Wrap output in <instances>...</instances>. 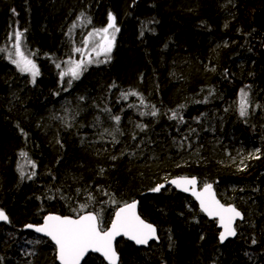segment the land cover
Returning <instances> with one entry per match:
<instances>
[{"label":"trees","instance_id":"obj_1","mask_svg":"<svg viewBox=\"0 0 264 264\" xmlns=\"http://www.w3.org/2000/svg\"><path fill=\"white\" fill-rule=\"evenodd\" d=\"M110 12L119 29L110 60L87 64L69 86L59 74L68 37L109 23ZM16 31L39 74L31 82L0 52V209L9 215L0 264H57L53 245L23 230L47 213L91 211L104 229L136 199L160 243L119 240V264H264V0H0V48ZM244 84L252 110L241 116ZM260 137L258 158L238 169L240 143ZM180 176L211 183L243 213L234 240L220 245L215 221L190 198L152 191ZM82 264L105 263L89 255Z\"/></svg>","mask_w":264,"mask_h":264},{"label":"snow or ice","instance_id":"obj_2","mask_svg":"<svg viewBox=\"0 0 264 264\" xmlns=\"http://www.w3.org/2000/svg\"><path fill=\"white\" fill-rule=\"evenodd\" d=\"M81 13V17H83ZM80 19V17H78ZM90 23V20L88 21ZM77 27L74 22L70 27L69 32ZM109 29H114L112 39H114L115 32L119 29L115 26V18L112 13H109V24L106 28L95 30V34L104 33L103 39L107 41V46H102L101 50L104 52L111 51V40L108 39L107 33ZM15 56L16 59H12V63L21 72H30L35 78L39 74L35 63L29 59L22 51V36L20 31L15 32ZM93 35L89 33L88 37L84 39L85 45L88 43V39ZM11 39V37H10ZM6 51V49L0 48V52ZM80 51V49H77ZM99 55V53H97ZM34 55V54H33ZM11 59V56L9 57ZM82 63V62H81ZM81 63L73 62L74 66L70 68V72L73 79H77L80 75ZM59 68L60 65L58 64ZM67 73L62 72L61 77ZM71 86V81L68 82ZM242 100L240 115L245 116L247 114V93L241 89ZM135 95V93H132ZM153 115L156 113L153 112ZM119 121L120 117H114ZM259 151V150H257ZM21 155H26L21 153ZM172 184L177 187L182 185H192V195L196 197L200 202L202 211L206 212L210 217H219L220 225L224 229L220 233V240L223 242L228 236L236 235V231L233 227V222L237 217H241V213L237 211L232 205L225 206L216 199L212 193V185L205 184L202 191H195L196 179H181L173 180ZM163 185H158L152 189L154 192L160 191ZM184 191H188L187 187L183 188ZM91 199V197H89ZM86 205H82L83 209ZM0 220L7 221L8 217L3 210H0ZM28 228H35L38 233H44L55 242L57 249V259L60 264H80V260L85 252L89 249L102 252L104 256L109 260V264H116V253L112 248V240L118 235H126L129 239L134 240L137 244H147L148 240L155 236L156 229L144 220L140 218L136 213V203L125 204L115 214V218L112 220L111 227L107 230L101 228V220L97 214L89 212L86 215H81L77 219H73L67 216L48 215L44 217V223L40 226L26 225ZM38 242V241H37ZM254 244L255 240L252 241Z\"/></svg>","mask_w":264,"mask_h":264},{"label":"rangeland","instance_id":"obj_3","mask_svg":"<svg viewBox=\"0 0 264 264\" xmlns=\"http://www.w3.org/2000/svg\"><path fill=\"white\" fill-rule=\"evenodd\" d=\"M109 24V23H108ZM108 24L106 26H102L99 27L97 29H103L106 28L108 26ZM95 28L92 29H88L86 31V33H84L83 37L78 35L79 33L77 32L74 37H68V40L66 41L67 43V49H65L64 51H66V56H65V66L63 67L62 72L67 73L66 75H64L63 77H61V73H60V79H67L65 78V76H67L68 78H72L71 72H70V68H72L74 66L73 62L76 63H81V68L79 70V72L86 67L87 64H100L103 61L109 60L112 54V50L115 47V43H116V36H117V32H115L114 34V39H112V35L114 32V29H109L107 36L108 39L111 40V51L110 52H104L101 50L102 46H107V41L103 39L104 37V33H100V34H95V30H97ZM89 33H93V35L88 39V43L87 45H85L84 43V39L86 37H88ZM80 37V38H79ZM55 39V36H53V40ZM24 43V38L22 37V51L24 52V54L33 61V63H35L36 68L37 67V63L34 59L33 54L28 50V47L26 48ZM14 43H9L8 47L6 48V55L4 56V62L6 64L9 65H13L15 67V71L18 73L23 74V72H21L15 64L12 63V59H16L15 56V48L13 47ZM50 45H54L53 42L49 43ZM70 46V47H69ZM77 49H80V51H77ZM99 53V55L97 54ZM11 56V59L9 58ZM88 66V65H87ZM30 79L31 82L34 81V79L38 76L36 75L35 78H33L32 74L30 72H24ZM14 86V85H13ZM239 108H241V101L238 102ZM248 105H246L247 108ZM248 112V110H247ZM262 140V137L258 138L257 140V144H253V141L248 140V145H244L240 143V146L237 148V154L236 157L233 159L234 162H236V167L238 169H244L245 167V162L246 160H250V159H256L259 156V152H260V148H261V144L259 143ZM259 150V151H257ZM259 175V174H258ZM230 190L235 189V186H231L229 188ZM103 219H101V226H103ZM232 248V247H231ZM226 249L230 250V246L226 247ZM226 250V251H228Z\"/></svg>","mask_w":264,"mask_h":264},{"label":"water","instance_id":"obj_4","mask_svg":"<svg viewBox=\"0 0 264 264\" xmlns=\"http://www.w3.org/2000/svg\"><path fill=\"white\" fill-rule=\"evenodd\" d=\"M184 178H187V179L195 178V179H196L195 191L200 192V191L203 190L205 184H203V185L200 184L199 181H198V179H197L196 177H186V176H180V177H173V178H170L169 180L166 181V183L163 184V187H162L161 189H163V188H165V187H170L171 189L175 190L176 192H178V193H180V194H182V195H184V196L190 198L191 200H193L194 203L196 204L198 210H199V211L205 216V218H206L207 220H211V221H215V222H216V226H217V228H218V230H219L218 241H219V243H220L221 245H224V244L227 243L228 241H232V240H234V239L236 238V236H237L236 225H237L238 222H242V221H243V219H244V215H243V213H242L239 209H237L234 205H232V204H224L225 206L232 205L233 207H235V208L237 209V211H239V212L241 213V217H242V218L237 217V218L234 220V222H233V227H234V229H235V231H236V235H234V236H228L223 242H221V240H220V233H221L224 229H223L222 226L220 225L219 217H210L206 212L202 211V209H201V207H200V202H199V200H197L196 197L192 195V189H193V186H192V185H182L181 187H177L175 184H172V183H171V181H173V180H181V179H184ZM208 184H211V183H208ZM211 185H212V184H211ZM184 187H187L189 190H188V191H184V190H183ZM212 193L215 195L216 199L219 200L218 197H217V195H216V192H215V189H214L213 185H212ZM219 201H220V200H219ZM133 202L136 203V213H137V215H139L140 218H141L142 220H144V219L141 217L140 213H139V200H138V199L133 200V201H131V202H128V203H126V204H131V203H133ZM220 203L223 204L221 201H220ZM124 205H125V204L120 205V206H118V207L114 210V212H113V214H112V217H111V219H110V221H109L107 227L104 228L103 230H107L108 228L111 227L112 220L115 218V214H116V212H117L121 207H123ZM0 210H2V209H0ZM3 211H4V210H3ZM89 212H91V211L84 212V213H82V214H80V215H78V216L59 215V214H56V213H47V214H45V215L42 217V219H41V221H40L39 223H36V224H34V223H28V224H25V225L23 226V230H24L25 232H31V233H33L34 235H36V236H38V237H40V238L47 239V240L53 245V247H54V249H55L54 255H55L56 263H57V264H60L59 260L57 259V249H56L55 242L52 241L51 238L48 237V236H46L44 233H38V232H36L34 227H33V228H28V227H26V225H30V224H31V225H33V226H40V225H42V224L44 223V217H45V216H48V215L67 216V217H71V218H73V219H77L79 216H81V215H86V214H88ZM4 213L7 215L8 220H7V221L0 220V225H1V224H8V223H9V215L6 213V211H4ZM92 213H94V212H92ZM94 214H95V213H94ZM144 221H145V223L151 224V225L156 229L155 236H154L153 238L149 239L148 242H147V244H137L134 240L129 239L128 236L123 235V234L116 236V237L112 240V248H113V250H114L115 253H116V264H119V262H120V255H119V253H118V251H117V249H116V243H117L119 240H124V241H126V242L132 244L133 246H135V247H137V248H147V247H148L150 244H152V243H155V244H159V243H160V236H159V232H158V229L156 228V226H155L154 224H152V223L146 221V220H144ZM89 255H97V256H99V257L104 261L105 264H109V260L104 256V254H103L102 252H96V251H93V250H91V249H89L87 252L84 253V255L82 256V258H81V260H80V264H82V263L84 262V260L87 258V256H89Z\"/></svg>","mask_w":264,"mask_h":264},{"label":"bare ground","instance_id":"obj_5","mask_svg":"<svg viewBox=\"0 0 264 264\" xmlns=\"http://www.w3.org/2000/svg\"><path fill=\"white\" fill-rule=\"evenodd\" d=\"M108 24V23H107ZM107 24H104L103 26H106ZM99 27H101V26H98V27H94L95 29H97V28H99ZM262 46H263V48H264V36H263V38H262ZM113 51V50H112ZM110 60V59H109ZM109 60H106V61H109ZM64 66H65V63H64ZM63 66V67H64ZM63 67L59 70V74L61 73V71H62V69H63ZM65 78H67L66 80L67 81H70L71 79H73V78H68L67 76H65ZM241 89H243L246 93H247V110H248V112H247V114H249L250 113V111L252 110V106L250 105V103H249V100H250V95H251V93H250V90H249V88H248V85L247 84H244L243 85V87L242 88H239V94H238V96H237V100H236V102H240L241 100H242V93H241ZM250 107V109H248ZM251 117V116H250ZM251 121H254V118H251L250 119ZM170 188V187H169ZM203 215V214H202ZM204 216V215H203ZM205 217V216H204ZM208 221H211V220H208ZM239 223V222H238ZM237 223V224H238ZM216 228H217V226H216ZM218 229V228H217ZM236 230H237V225H236ZM237 233H238V231H237ZM218 234H219V230H218V233H217V242L219 243V241H218ZM220 244V243H219ZM221 245V244H220Z\"/></svg>","mask_w":264,"mask_h":264}]
</instances>
